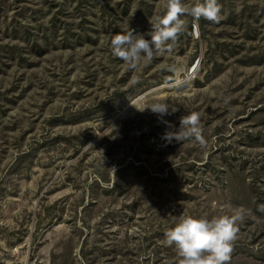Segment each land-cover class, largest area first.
I'll list each match as a JSON object with an SVG mask.
<instances>
[{"label":"rangeland","instance_id":"rangeland-1","mask_svg":"<svg viewBox=\"0 0 264 264\" xmlns=\"http://www.w3.org/2000/svg\"><path fill=\"white\" fill-rule=\"evenodd\" d=\"M165 3L0 0V264H179L181 216L238 211L230 264H264V0L182 17L172 53L129 70L107 38L152 31ZM192 112L206 146L166 142Z\"/></svg>","mask_w":264,"mask_h":264},{"label":"clouds","instance_id":"clouds-1","mask_svg":"<svg viewBox=\"0 0 264 264\" xmlns=\"http://www.w3.org/2000/svg\"><path fill=\"white\" fill-rule=\"evenodd\" d=\"M186 16L193 17L197 22L201 18L212 23H219L223 19L218 0H196L194 5L184 0H166L165 12L156 17L152 31L141 34L130 28L108 37L112 54L123 61L129 70L137 69L141 63H151L157 56L171 54L179 37L187 30V21L182 18ZM145 109L158 114L161 119L177 111L166 103H152L137 110L143 112ZM163 139L168 143L194 139L205 147L200 113L192 112L181 117L179 128L166 131ZM259 210L264 211V205ZM245 217L244 211L211 219L181 216L175 226L165 233L164 243L175 247L180 257L179 264H230L238 238V225Z\"/></svg>","mask_w":264,"mask_h":264},{"label":"bare ground","instance_id":"bare-ground-1","mask_svg":"<svg viewBox=\"0 0 264 264\" xmlns=\"http://www.w3.org/2000/svg\"><path fill=\"white\" fill-rule=\"evenodd\" d=\"M196 67H197V64H194L193 66H192V69H191V72H194L195 71V69H196ZM197 70V69H196ZM191 75H192V73H191ZM190 79H191V76H189V77H187V78H179V79H177L176 81H174V82H172V83H166V84H164V85H160V86H157L156 87V89L154 88L153 90L154 91H163V90H176L177 88H178V86L180 85V84H182V83H185V82H188V81H190ZM183 81V82H182ZM179 89V88H178ZM140 96V95H139ZM135 97V98H133L128 104H126L125 105V107H124V111L126 110V112L128 113L129 111H131L133 108H135V106H137L138 105V103L140 102V100L142 99V98H140V97ZM129 109H131V110H129ZM126 113H123V111H121V113H119L118 114V118H120L121 116L123 117V115H125Z\"/></svg>","mask_w":264,"mask_h":264},{"label":"water","instance_id":"water-1","mask_svg":"<svg viewBox=\"0 0 264 264\" xmlns=\"http://www.w3.org/2000/svg\"><path fill=\"white\" fill-rule=\"evenodd\" d=\"M150 93H151V90L150 91H147V92H145V94H147V95H150ZM127 110V109H126ZM126 110L123 112V113H127L126 112Z\"/></svg>","mask_w":264,"mask_h":264},{"label":"built area","instance_id":"built-area-1","mask_svg":"<svg viewBox=\"0 0 264 264\" xmlns=\"http://www.w3.org/2000/svg\"><path fill=\"white\" fill-rule=\"evenodd\" d=\"M193 65H194V64H193ZM193 65H192V66H193ZM192 66H191V69H192Z\"/></svg>","mask_w":264,"mask_h":264},{"label":"trees","instance_id":"trees-1","mask_svg":"<svg viewBox=\"0 0 264 264\" xmlns=\"http://www.w3.org/2000/svg\"><path fill=\"white\" fill-rule=\"evenodd\" d=\"M166 84V83H165Z\"/></svg>","mask_w":264,"mask_h":264}]
</instances>
